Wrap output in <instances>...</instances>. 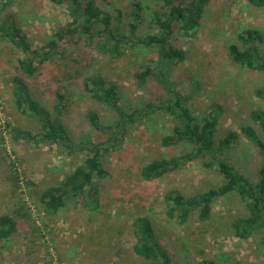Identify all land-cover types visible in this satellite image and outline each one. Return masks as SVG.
Masks as SVG:
<instances>
[{
  "label": "rangeland",
  "instance_id": "374dc122",
  "mask_svg": "<svg viewBox=\"0 0 264 264\" xmlns=\"http://www.w3.org/2000/svg\"><path fill=\"white\" fill-rule=\"evenodd\" d=\"M93 2L110 16L109 27L120 34L130 35L127 23L132 12L138 14L132 39L156 31L153 17L161 11L159 0ZM6 17L35 51H41L55 29L70 22L66 7L48 0H0V23ZM246 31L253 33L258 53L264 56V7L255 8L247 0H207L190 36L178 30L172 34L171 43L184 51V59L161 69L168 90L155 78L141 83L135 76L157 63L155 51L140 45L124 44L122 55L113 58L98 50V37L76 33L62 46L60 56L42 62L34 59L36 71L26 79L31 97L53 113L57 96H62V121L76 146L107 139L104 131L91 126L90 113L96 114L103 128L116 119L111 109L85 91L83 80L88 76L98 75L114 84L118 105L134 118L101 160L107 176L93 180L97 206L78 207L69 202L55 213L43 210L39 195L47 186L58 185L83 161L85 152L69 155L58 144L24 138L25 133L34 136L40 132L36 119L21 114L12 98L11 79L18 60L26 55L0 35V216H11L16 222V231L0 241V264H148L132 251L137 217L149 220L157 243L167 249L170 264H264L262 233L238 239L230 231L231 222L247 213L234 193L213 201L208 222H200L197 212L182 224L167 216V191L188 197L224 182L210 156L198 153L154 181H143L139 175L142 165L152 159L193 153V146L186 142L162 146V137L170 134L177 120L164 109L149 110L152 108L147 106L172 99V89L186 98L196 122L209 112L215 114V151L226 133L237 134L215 157L255 181L262 156L240 128L251 126L264 143V131L250 116L253 110L264 111V100L255 94L264 90V73L234 63L228 52L232 43L241 48L239 36ZM15 129L22 133L16 139Z\"/></svg>",
  "mask_w": 264,
  "mask_h": 264
},
{
  "label": "trees",
  "instance_id": "16d2710c",
  "mask_svg": "<svg viewBox=\"0 0 264 264\" xmlns=\"http://www.w3.org/2000/svg\"><path fill=\"white\" fill-rule=\"evenodd\" d=\"M56 6L66 7L70 22L65 26L58 27L44 41L41 51L32 50L26 36L15 26L9 17L0 23V35L11 46L20 49L26 57L18 60V70L11 79L12 98L19 112L23 115L36 119L39 123L40 132L34 136L25 133L24 138L39 140L46 143H55L67 149L69 155L73 152H85L83 161L78 164L58 185H50L39 195V202L45 212L55 213L67 203L72 202L78 207L97 206V186L94 179H104L107 176L102 166V158L110 149H114L116 141L124 135L126 125L132 123V115L124 113L118 105L116 87L104 78L95 75L84 78L85 91L89 92L95 101L111 109L116 116L113 125L106 128L100 127L96 114L90 113L88 119L95 130H102L107 135L105 142L79 143V147L71 143V139L63 124L60 105L62 96L58 95V103L52 107L53 113L41 106L31 97L26 79H29L36 71L33 60L38 61L52 59L55 55L60 56L62 46L73 40L76 33L86 34L88 37H98L97 48L110 57L116 58L122 55L121 47L124 44L140 45L142 48L155 51L157 63L155 67L147 65L145 69L135 76L144 83L148 77L155 78L165 88V66L184 59V51L171 43L172 34L178 30L183 36H190L199 25L207 0H159L161 11L154 14L153 22L156 27L155 33L148 34L143 38L132 39V32L137 27L138 14L132 12L128 20L130 35L119 32L110 26V16L102 12L93 0H48ZM255 7H264V0H247ZM103 24V25H101ZM101 25V27L99 26ZM241 48L232 43L228 47L232 61L241 67L264 73V56L258 53L254 44L255 37L250 31L243 32L239 36ZM169 100L147 106L152 109H164L171 113L177 120L169 135L162 137V146H169L179 142H186L193 146V153L179 157L152 159L142 165L139 175L143 181H154L165 176L167 173L181 167L191 161L198 153L210 156L224 182L213 189L203 193L184 197L167 191L164 195L170 218L184 223L189 215L197 212L200 222H208L211 217V205L213 201L229 193L237 195L244 204L247 213L237 216L230 224V231L238 239H248L254 232L264 235V143L256 135L249 125L240 128L245 138L258 148L262 156L261 165L258 169L254 182L243 177L224 159L215 157V152H222L237 138L234 132H228L218 142V150L214 149V131L216 125L215 114L209 112L201 122H196L190 110L186 106V98L179 96L172 89ZM258 98L264 100V90L255 91ZM252 120L257 122L264 131V111L253 110L250 112ZM14 138L21 137V132L15 129ZM16 231V222L11 216H0V241L7 239ZM134 244L133 253L145 260L148 264H170V256L167 249L157 243L152 226L148 219L137 217L134 220ZM198 264H214L212 261H201Z\"/></svg>",
  "mask_w": 264,
  "mask_h": 264
}]
</instances>
